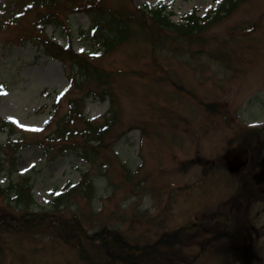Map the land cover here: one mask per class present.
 Segmentation results:
<instances>
[{
  "label": "rangeland",
  "instance_id": "rangeland-1",
  "mask_svg": "<svg viewBox=\"0 0 264 264\" xmlns=\"http://www.w3.org/2000/svg\"><path fill=\"white\" fill-rule=\"evenodd\" d=\"M220 1L131 3L166 5L173 13L172 20L179 22L186 11L196 8L198 15L204 16ZM67 14L62 25H48L45 33L62 46L71 44L76 52L93 53L99 46L87 34L88 16L82 11ZM28 19L26 15L0 26V86L5 90L0 98V118L17 125L12 135L0 133V186L28 177L34 198L29 207H13L0 196V208L14 213L27 208L54 209V198L67 185L78 183L88 168L72 150L55 144L51 153L45 147L48 141L44 137L54 127L53 123L44 129L54 111L55 97L60 95V116L67 111L70 98L84 93H67V67L33 43L20 42ZM202 38L219 48V60L205 52L210 45L201 48L202 52L178 56L163 51L153 59L143 39L100 60V67L118 75L113 84L120 110L114 130L117 138L95 168L100 170L105 161L111 165L108 174L91 171L96 193L90 202L73 197L71 207L64 210L70 215L78 206L84 213L111 222L119 218L124 228L134 212H146L150 218L133 224V234L151 227L154 219L163 231L179 229L200 216L207 218L214 208L225 212V207L238 199L237 187L244 182L249 189L246 206H237L223 218L220 232L230 233L227 238L234 257L239 258L237 264H264V134L247 139L246 145L233 142L247 134L246 126L264 125V0L238 2ZM108 109V100L96 96L85 100L84 113L89 119L100 121ZM120 164L132 171L138 169L131 183L124 180ZM243 169L252 171L237 180L233 174ZM4 238L0 264H83L71 248L59 242H41L40 238L9 232ZM214 243L218 245V241ZM190 250L197 254V264H221L223 252L219 254V249H213V254L194 245Z\"/></svg>",
  "mask_w": 264,
  "mask_h": 264
},
{
  "label": "trees",
  "instance_id": "trees-1",
  "mask_svg": "<svg viewBox=\"0 0 264 264\" xmlns=\"http://www.w3.org/2000/svg\"><path fill=\"white\" fill-rule=\"evenodd\" d=\"M241 1L243 0H221L215 10L208 11L204 16H199L197 10L192 8L181 16L179 22L171 19L173 13L167 12L164 5L139 7L133 5L131 0L2 1L0 26L6 25L10 20L15 22L29 15L28 29L20 35V42L33 43L45 55L57 59L67 67V93L75 91L84 93L70 98L67 111L60 116V95L55 97L54 111L44 129L50 128L53 123L54 127L44 138L48 141L45 146L47 151L52 153L55 144L60 145L63 150H72L78 154L88 164V168L82 172L77 184L67 185L54 198L52 210L32 211L27 208L23 212L14 213L7 208H0V242L5 241L4 235L8 232L40 238L41 242H59L71 248L83 264H197V254L190 250V246L195 245L207 253L219 249L217 251L219 254L223 252L221 264H237L239 258L234 257V248L227 238L230 233H224V237L221 235L223 223L220 222L227 218L232 210H236L237 206L242 209L246 206L249 189L247 185L243 186L244 182L237 187L238 199L234 204L231 201L225 207V212L220 213L214 208L210 211L209 218L203 219L200 216L198 221H190L179 229L163 231L161 230L164 229L163 226L155 223L154 219L151 221V227L133 234L130 230L133 224H141L145 218L146 220L150 218L146 212H134L130 216L128 228H124L119 218L111 222L110 219L105 220L98 214L84 213L78 206L67 215L64 209L71 207L70 200L73 197L90 202L96 193L91 171L104 170L101 173L108 174L111 165V162L105 161L100 170L95 168L99 158L111 149V141L117 138V135L114 137V130L119 124L120 110L113 84L118 75L100 67V60L108 53L138 39H143L149 45L153 59L156 58L154 55L163 51L178 56L187 51L202 52L201 48L210 45L211 48L205 52L219 60L221 57L219 48L214 49L213 42L205 43L202 36L209 27L220 22ZM81 11L90 19L87 33L99 46L95 53H77L70 44L63 47L45 33L48 25H62L67 12L69 14ZM5 12L10 14L4 17ZM193 46H196V49L193 50ZM184 91L192 95L190 91ZM3 93L4 90L0 89V98ZM89 96L108 100L109 109L100 121L89 119L84 113L85 100ZM141 129L143 130V127ZM262 131L264 126L247 127V134L245 132L233 142L237 145H246L247 139L263 135ZM15 132L16 126L13 122L0 118V133L11 135ZM248 143L253 144L252 141ZM0 150H3L1 144ZM11 160L15 158L12 156ZM120 166L124 180L131 183L138 169L132 171L126 165ZM205 170L206 167H203V172ZM250 171L252 170L243 169L233 176L240 180ZM0 196L6 203L14 204L16 207H29L34 203L28 177H22L6 187L0 186ZM216 241L218 245L214 243Z\"/></svg>",
  "mask_w": 264,
  "mask_h": 264
},
{
  "label": "snow or ice",
  "instance_id": "snow-or-ice-1",
  "mask_svg": "<svg viewBox=\"0 0 264 264\" xmlns=\"http://www.w3.org/2000/svg\"><path fill=\"white\" fill-rule=\"evenodd\" d=\"M81 51H83V50H81ZM0 89H2V86H0ZM10 119H11V117H10Z\"/></svg>",
  "mask_w": 264,
  "mask_h": 264
}]
</instances>
